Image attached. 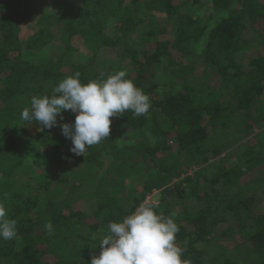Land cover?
I'll return each instance as SVG.
<instances>
[{"label": "trees", "instance_id": "trees-1", "mask_svg": "<svg viewBox=\"0 0 264 264\" xmlns=\"http://www.w3.org/2000/svg\"><path fill=\"white\" fill-rule=\"evenodd\" d=\"M120 70L151 107L110 117L83 155L59 126L21 119L68 76ZM29 159L58 170L33 182ZM153 191L182 259L264 264V0H0V202L17 221L0 264H90Z\"/></svg>", "mask_w": 264, "mask_h": 264}, {"label": "clouds", "instance_id": "clouds-1", "mask_svg": "<svg viewBox=\"0 0 264 264\" xmlns=\"http://www.w3.org/2000/svg\"><path fill=\"white\" fill-rule=\"evenodd\" d=\"M126 75L120 70L106 79L82 84L77 72L60 81L50 97L33 96L30 107L22 110L21 119L25 123L35 120L43 129L59 126L62 135L71 140L69 151L83 155L87 147L109 137L110 117L126 111L140 116L151 107L149 96ZM64 111L75 114L73 123L58 122L57 117L63 120ZM155 207L142 204L122 221L110 222L108 234L99 243V255L93 256L90 264H191L189 259H182L184 249L175 242L179 232L175 214L165 217ZM7 215L5 204L0 202V239L6 241L17 236V221ZM44 228L52 234L51 221Z\"/></svg>", "mask_w": 264, "mask_h": 264}, {"label": "rangeland", "instance_id": "rangeland-1", "mask_svg": "<svg viewBox=\"0 0 264 264\" xmlns=\"http://www.w3.org/2000/svg\"><path fill=\"white\" fill-rule=\"evenodd\" d=\"M248 3H250L249 7H248V17H249V20L251 21H254L253 19H256L257 17V8L255 6H253V3L252 1H249ZM258 5V4H257ZM256 16V17H255ZM256 22L258 24L254 25L256 26L259 30L261 27L259 24H260V21L256 19ZM255 22V23H256ZM205 37L201 38V40L199 41V43H197V45L194 47V51L199 54L201 52V50L203 49V47L205 46ZM67 150V149H66ZM68 153L70 154V151H69V147H68ZM66 158V157H64ZM59 159H62V158H58ZM46 159H39V160H35V159H29V160H26V165L24 166L22 164V169L26 172H29L30 175H28V177L31 179V181L33 182H37L38 180L40 179H43L46 177V174H41V175H38L39 173H41L42 171H48L50 172V175L52 177L53 174H55L57 172V161H50V162H46L48 163L47 165L43 166ZM52 162V163H51ZM77 164V163H76ZM46 168V169H45ZM47 168H51V169H47ZM78 171V170H77ZM26 172H22L20 174H27ZM27 177V178H28ZM76 178L78 179L79 182H84L86 178V176L82 175V176H76ZM19 185H20V182H19ZM157 193L158 191H153L151 193L150 196H147L145 198V201H144V204H149V203H153V204H157ZM97 237H101L102 234H96Z\"/></svg>", "mask_w": 264, "mask_h": 264}]
</instances>
